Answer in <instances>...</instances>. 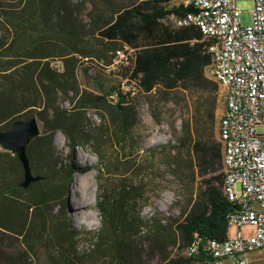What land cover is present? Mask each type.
Here are the masks:
<instances>
[{
  "label": "trees",
  "instance_id": "obj_1",
  "mask_svg": "<svg viewBox=\"0 0 264 264\" xmlns=\"http://www.w3.org/2000/svg\"><path fill=\"white\" fill-rule=\"evenodd\" d=\"M171 1L142 0L124 6L110 19L91 26L89 35L92 38L98 31L109 42L120 39L134 49L133 55L128 56L133 68L131 77L144 91L152 92L161 85L166 91L181 88L192 92L196 109L192 118L183 124V134L178 144H173V149H177L174 157L179 163L184 161L185 146L192 145L197 160L191 163L189 170L193 178L204 177V191L176 225L177 246L181 249L190 244L196 234L226 238L234 204L224 194L221 89L216 80L205 74V68L212 62V54L206 47L209 42L195 24L173 27L164 22L169 16L185 17L193 10L182 0L175 4ZM72 15L65 0H0V130L9 129L18 119L38 114L52 131H46L28 146L32 170L41 178L27 188L22 186L25 170L19 157L0 147V264H13L4 257L9 254V240L22 239L23 255L30 256L36 253V246L44 235L52 232L55 219L51 202L64 192V184L44 171L50 166L53 155V132L60 129L74 146L79 145L76 135L82 118L78 114L108 105L113 96L117 110L111 115L120 143L129 137L134 124L130 122L129 92L119 85L111 89L102 85L99 92L80 89L77 73L86 61L99 59L109 64L113 61L84 37ZM56 58L62 61L58 66L52 64ZM71 92L73 96L69 98ZM62 96L71 99L72 108L61 106ZM100 156L102 158L103 154ZM183 168L188 169L186 165ZM143 194L142 186L129 184L117 197H112V207L101 198L103 222L99 235L104 247H112L114 257L111 263L96 257L91 264H151L133 260V245L126 239L134 227L141 225L140 219L131 218L128 207ZM151 219L156 236L168 229L167 225L158 226L155 219ZM61 225L63 233L69 229L71 235L78 234L74 227ZM152 238L149 236L148 240ZM162 260L167 261L166 264L216 262L209 257L180 254L168 260L165 253ZM61 264L77 262L70 258Z\"/></svg>",
  "mask_w": 264,
  "mask_h": 264
},
{
  "label": "rangeland",
  "instance_id": "obj_2",
  "mask_svg": "<svg viewBox=\"0 0 264 264\" xmlns=\"http://www.w3.org/2000/svg\"><path fill=\"white\" fill-rule=\"evenodd\" d=\"M141 1L65 0L84 37L91 40L94 48L106 52L113 61L111 64L99 59L86 61L77 73L80 89L99 92L102 85L107 89H111L115 84L119 85L122 90L129 92L127 98L132 107L130 122L134 124L130 128L129 137L124 139V143H120L111 115H115L117 110L114 105L116 98L111 96L112 100L109 99L108 105L92 107L78 114L82 118L80 130L76 135L79 145L74 146L73 141L62 130L53 132V155L50 166L44 171L51 173L58 183L64 184L62 196L51 202L54 226L52 232L44 235L38 242L36 253L30 256L23 255L22 239L9 240V254L4 257L9 258L13 264H61L64 259L70 258L77 264H91L96 257L111 263L114 257L112 247H104L99 235L103 222L100 201L103 199L105 204L112 207V197H117L120 190L129 184L142 186L144 193L128 207L131 218L141 221H138L140 227H134L126 235L128 242L133 245V260L166 264L167 261L162 260L164 253L167 254L168 260L179 256V234L176 225L184 219L186 210L192 207L204 191V177L193 178L189 170L191 163L197 160L192 145L185 146L182 153L184 161L179 163L174 157L177 149H173V144H178L183 134V124L194 115L195 99L191 91L181 88L166 91L163 86L158 85L152 92L144 91L131 77L133 68L128 56L133 55L134 49L123 44L120 39L109 42L102 38L98 31L92 38L89 35L91 26L110 19L113 14L116 15L115 11L124 6ZM180 1L172 0L171 4ZM254 7L252 0L239 3L243 24L251 23ZM164 22L176 26L173 15L165 18ZM115 48L121 50H114ZM61 62L56 58L52 64L58 66ZM207 71L208 66L205 68V74L207 78L214 80ZM69 95L71 98L73 93ZM70 100L62 96L61 106L72 108ZM222 109L223 102L220 116ZM35 115L40 122L41 135L46 131L52 132L50 125L46 126L40 116ZM99 152L103 154L102 158ZM183 165L188 169L183 168ZM33 172L37 175V171ZM87 175L95 183V189L97 185V192L93 194L92 207L89 209L95 215L88 218L78 216L75 211V199H79V194L74 184L75 180L83 181ZM151 218L155 219L158 226L167 225L168 229L156 236ZM61 224L74 227L78 234L71 235L67 231L69 229L66 230L67 233H63ZM149 236H153L152 241L148 240ZM248 257L259 259L262 252H251Z\"/></svg>",
  "mask_w": 264,
  "mask_h": 264
},
{
  "label": "built area",
  "instance_id": "obj_3",
  "mask_svg": "<svg viewBox=\"0 0 264 264\" xmlns=\"http://www.w3.org/2000/svg\"><path fill=\"white\" fill-rule=\"evenodd\" d=\"M241 1L245 0H194L193 5L192 14L210 36L225 33V41L211 48L224 53L221 65L228 96H233L235 119H229L226 131L237 124L232 141H227L228 155L234 159L232 171H238L234 213L229 214L236 238L209 237L215 248L201 251L200 256L224 264H264V0H252L255 7L248 24L241 22ZM246 226L253 231L247 232ZM257 250L262 257L250 259L248 255Z\"/></svg>",
  "mask_w": 264,
  "mask_h": 264
},
{
  "label": "bare ground",
  "instance_id": "obj_4",
  "mask_svg": "<svg viewBox=\"0 0 264 264\" xmlns=\"http://www.w3.org/2000/svg\"><path fill=\"white\" fill-rule=\"evenodd\" d=\"M182 2L185 6L193 7L194 5V0H182ZM192 13L193 10L188 12L185 17L175 16V23L177 27L183 26L186 23L197 25L202 31L205 39L209 42L206 47L212 54V62L208 66L207 72L219 83L221 98L224 106L220 121V136L223 141V163L225 170L224 194L227 197L226 199L234 204V182H236V178H238V171H232L234 168V159L231 155H228L227 141H232V132H237V124H230V131H226L225 129L226 124H229V119H235V111L232 110L233 96H228L229 86H226L224 68L221 65L222 62H224V53H221L219 48H211V46H218L222 43V41H225V33H218L210 36V30H207L205 24H198L196 15ZM91 164L94 165V163ZM94 176L96 175L94 174ZM74 184L76 186V191L79 194V199H75V202L77 203V206L75 207L77 215L87 218L94 216L95 213H92L89 209L92 207L93 194L95 191L97 192V185L95 189V183L89 175H87L83 181L75 180ZM230 213H234V210ZM229 222L230 228H235V222ZM200 235L196 234L194 240H191L192 242L190 244L181 249L178 245L179 254L187 257H195L196 255H201V251L214 250L215 240H209V237L203 236L200 238ZM227 237L236 238V231H229Z\"/></svg>",
  "mask_w": 264,
  "mask_h": 264
},
{
  "label": "water",
  "instance_id": "obj_5",
  "mask_svg": "<svg viewBox=\"0 0 264 264\" xmlns=\"http://www.w3.org/2000/svg\"><path fill=\"white\" fill-rule=\"evenodd\" d=\"M41 135V126L37 115L27 119H18L7 130H0V147L16 154L23 164L25 179L22 183L24 188L41 178L35 175L28 155V146Z\"/></svg>",
  "mask_w": 264,
  "mask_h": 264
},
{
  "label": "crops",
  "instance_id": "obj_6",
  "mask_svg": "<svg viewBox=\"0 0 264 264\" xmlns=\"http://www.w3.org/2000/svg\"><path fill=\"white\" fill-rule=\"evenodd\" d=\"M245 230H246L247 232H251V231H253V227H251V226H246V227H245ZM230 231H231V232H234V231H235V228H234V227H231V228H230ZM214 263L224 264L223 262H218V261H216V262H214ZM211 264H213V263H211Z\"/></svg>",
  "mask_w": 264,
  "mask_h": 264
}]
</instances>
